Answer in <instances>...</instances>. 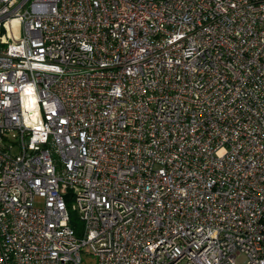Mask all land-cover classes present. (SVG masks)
<instances>
[{"label": "built area", "instance_id": "obj_1", "mask_svg": "<svg viewBox=\"0 0 264 264\" xmlns=\"http://www.w3.org/2000/svg\"><path fill=\"white\" fill-rule=\"evenodd\" d=\"M83 251L264 264V0H0V264Z\"/></svg>", "mask_w": 264, "mask_h": 264}, {"label": "trees", "instance_id": "obj_2", "mask_svg": "<svg viewBox=\"0 0 264 264\" xmlns=\"http://www.w3.org/2000/svg\"><path fill=\"white\" fill-rule=\"evenodd\" d=\"M70 225L75 230L76 234L81 233L82 224L75 211L69 210Z\"/></svg>", "mask_w": 264, "mask_h": 264}, {"label": "rangeland", "instance_id": "obj_3", "mask_svg": "<svg viewBox=\"0 0 264 264\" xmlns=\"http://www.w3.org/2000/svg\"><path fill=\"white\" fill-rule=\"evenodd\" d=\"M82 262L83 264H97V259L90 254L88 251L82 252Z\"/></svg>", "mask_w": 264, "mask_h": 264}]
</instances>
